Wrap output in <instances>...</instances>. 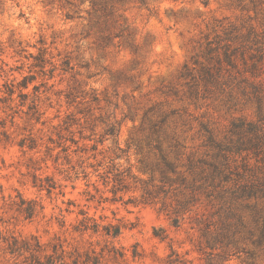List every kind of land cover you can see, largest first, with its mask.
Listing matches in <instances>:
<instances>
[{"label": "rangeland", "instance_id": "rangeland-1", "mask_svg": "<svg viewBox=\"0 0 264 264\" xmlns=\"http://www.w3.org/2000/svg\"><path fill=\"white\" fill-rule=\"evenodd\" d=\"M0 232V264H264V0H0Z\"/></svg>", "mask_w": 264, "mask_h": 264}, {"label": "trees", "instance_id": "trees-1", "mask_svg": "<svg viewBox=\"0 0 264 264\" xmlns=\"http://www.w3.org/2000/svg\"><path fill=\"white\" fill-rule=\"evenodd\" d=\"M23 82H24L23 85H22L23 89H27L28 88L27 78H24ZM4 86L7 89L6 93L9 95L10 100H13V96L16 94L15 85L14 84H5ZM20 96L22 97V96H24V94H21ZM163 160L166 161V163H167L166 157H163ZM205 165H208V168H210V171L214 172V174L205 175V172H206V168L204 167ZM199 168L201 170L200 171L201 172L200 179H202L204 181V184H207L208 181H211V183L214 185V181H215L214 179H215L216 173L217 172H221V168L219 167V165L215 164V163L207 164L205 162H200V167ZM29 204L32 205L31 202ZM33 211L34 210H33L32 206L25 210V212L27 213L28 217H32L34 215ZM173 222H174V225L178 226V219H174ZM224 229L227 232L228 238L230 240H232L233 242H236L237 241L236 233H235V231L232 232L231 226L230 225H224ZM2 243H6V240L3 237L2 233L0 232V245ZM8 245H9V250L12 253H16L20 249L19 246H18V242H16V241L14 243L8 244ZM22 249H25V250L29 249V247L27 246V243L23 244ZM34 259L37 260L36 258H34Z\"/></svg>", "mask_w": 264, "mask_h": 264}]
</instances>
